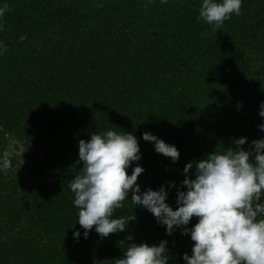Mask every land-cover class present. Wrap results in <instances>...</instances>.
Listing matches in <instances>:
<instances>
[{"label": "trees", "instance_id": "obj_1", "mask_svg": "<svg viewBox=\"0 0 264 264\" xmlns=\"http://www.w3.org/2000/svg\"><path fill=\"white\" fill-rule=\"evenodd\" d=\"M145 3L0 0L8 6L0 153L12 152L11 169L0 172V264H117L130 245L164 240L168 264H186L190 234L168 235L146 208L133 207L131 193L114 214L135 216L125 231L101 237L94 226L84 237L69 185L83 167L79 141L94 133L136 136L141 159L127 172L143 167L141 192L164 186L173 210L187 190L186 164L194 179L195 162L237 149L240 138L255 162L252 142L264 139V0H243L241 14L216 31L197 19L202 0ZM144 132L176 146L178 162L158 154Z\"/></svg>", "mask_w": 264, "mask_h": 264}, {"label": "clouds", "instance_id": "obj_2", "mask_svg": "<svg viewBox=\"0 0 264 264\" xmlns=\"http://www.w3.org/2000/svg\"><path fill=\"white\" fill-rule=\"evenodd\" d=\"M154 0H146L145 7ZM243 0H202L198 20H203L219 30L232 15H240ZM161 4L168 0H160ZM7 5L0 7V31L7 11ZM6 46L0 42V55ZM259 115L264 117V102L260 104ZM264 131V124L259 126ZM142 138L153 142L158 154L178 162L180 152L176 146L167 144L150 132ZM246 138L234 141L237 149H227L224 153L214 152L206 159L195 162V178H189L193 163L184 168L185 179L182 186L186 191H178L177 209L166 203L167 191L147 189L141 192L138 177L145 171L143 167L132 168L133 162L141 159L138 138L132 133L108 130L94 133L88 141H79V161L83 167L70 183L74 193L73 205L78 209L79 225L88 237L95 226L101 237L123 232L128 222L135 216L114 215L131 193V204L146 208L157 222L166 226L168 235L175 229L183 228L182 235L190 234L194 241L192 255L184 254L186 264H264V139L252 142V152L243 149ZM12 152L0 153V172L12 167ZM171 186H175L171 182ZM193 217L198 218L192 228H188ZM74 238L81 235L74 232ZM167 240L157 245L147 243L132 244L124 252L117 264H168Z\"/></svg>", "mask_w": 264, "mask_h": 264}, {"label": "rangeland", "instance_id": "obj_3", "mask_svg": "<svg viewBox=\"0 0 264 264\" xmlns=\"http://www.w3.org/2000/svg\"><path fill=\"white\" fill-rule=\"evenodd\" d=\"M11 145H12V147L13 146L15 147V145L18 146V148H19L18 150H16L13 147L14 153L18 154L22 158V160L25 162L26 160L23 157H25L26 154H25V150L23 149L22 145L18 141H15V140L11 141ZM262 202H264V198L263 197H262Z\"/></svg>", "mask_w": 264, "mask_h": 264}, {"label": "water", "instance_id": "obj_4", "mask_svg": "<svg viewBox=\"0 0 264 264\" xmlns=\"http://www.w3.org/2000/svg\"><path fill=\"white\" fill-rule=\"evenodd\" d=\"M15 149H16V150H18V149H19L17 145H15Z\"/></svg>", "mask_w": 264, "mask_h": 264}]
</instances>
